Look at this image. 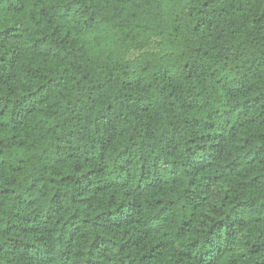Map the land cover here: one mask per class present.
Instances as JSON below:
<instances>
[{
	"label": "trees",
	"instance_id": "1",
	"mask_svg": "<svg viewBox=\"0 0 264 264\" xmlns=\"http://www.w3.org/2000/svg\"><path fill=\"white\" fill-rule=\"evenodd\" d=\"M0 264H264V0H0Z\"/></svg>",
	"mask_w": 264,
	"mask_h": 264
}]
</instances>
